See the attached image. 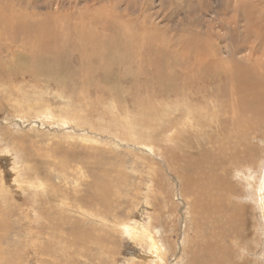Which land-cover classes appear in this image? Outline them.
<instances>
[{
  "label": "rangeland",
  "instance_id": "1",
  "mask_svg": "<svg viewBox=\"0 0 264 264\" xmlns=\"http://www.w3.org/2000/svg\"><path fill=\"white\" fill-rule=\"evenodd\" d=\"M20 66L31 74L12 79ZM259 88L264 0H0V264H202L221 241L227 264H264V107H232ZM177 100L207 126L188 125ZM242 151L261 175L255 207L248 171L229 170ZM213 188L223 205L197 227ZM140 225L162 255L130 235Z\"/></svg>",
  "mask_w": 264,
  "mask_h": 264
},
{
  "label": "bare ground",
  "instance_id": "2",
  "mask_svg": "<svg viewBox=\"0 0 264 264\" xmlns=\"http://www.w3.org/2000/svg\"><path fill=\"white\" fill-rule=\"evenodd\" d=\"M116 10V9H115ZM119 12V11H118ZM95 19V18H94ZM105 19V18H104ZM108 21V20H107ZM22 29H25V28H22ZM27 30V29H26ZM99 30V29H98ZM24 31V30H23ZM20 32V31H19ZM26 32H28V31H26ZM25 32V33H26ZM20 34V33H19ZM23 35V34H22ZM25 35H27V34H25ZM16 36V35H15ZM29 36V35H28ZM104 36H106V35H104ZM31 37V36H30ZM16 38V37H15ZM12 39V38H11ZM20 39V38H19ZM22 39V38H21ZM14 40V39H13ZM16 40V39H15ZM89 40H90V38H89ZM19 41H21V40H19ZM23 41H24V38H23ZM40 42V41H39ZM12 44V43H11ZM15 44V43H14ZM16 45V44H15ZM25 45V44H24ZM34 45V44H33ZM42 45V44H41ZM102 45V44H101ZM23 46V45H22ZM13 48H14V46H13ZM31 48H33V47H31ZM83 49V48H82ZM12 50V49H11ZM14 50V49H13ZM32 50V49H31ZM30 50V51H31ZM102 50V49H101ZM85 51V50H84ZM86 51H87V49H86ZM90 51V50H89ZM91 53L92 52H94L93 50H91L90 51ZM89 52V53H90ZM94 54H95V52H94ZM90 55V54H89ZM30 57V56H29ZM89 57V56H88ZM94 57V56H93ZM28 58V57H27ZM49 58V57H48ZM92 57H90L89 58V60L91 59ZM95 58H96V56H95ZM161 58V57H160ZM41 59V58H40ZM39 58L37 59V60H40ZM159 59V58H158ZM158 59L155 61V71H156V73H158L159 75H157L158 76V78L157 79H159L160 81H161V83L163 84V83H166V78L163 76V74H164V70H162L161 71V66L163 65V63H161V65H160V63H158ZM100 60V59H99ZM31 61H34L33 59H31ZM87 61H88V59H87ZM35 62V61H34ZM175 62V61H174ZM28 63V62H27ZM36 63V62H35ZM42 63V62H41ZM34 64V63H33ZM49 64V63H48ZM48 64H46L47 66H49ZM82 64V63H81ZM135 64H137V63H135ZM32 65V64H31ZM39 65V64H38ZM40 65H42V64H40ZM146 65V64H145ZM27 66H30V64L29 65H27ZM27 66H24L23 68H24V70H26L27 69V71H25V74H28V75H30L31 74V72H29L28 71V69L30 68H26ZM160 66V67H159ZM21 67L22 66H20L19 68H18V72H16V73H14V74H12L11 75V78L13 79V77L15 76V75H19L21 72H24V70L22 71V69H21ZM35 67V66H34ZM43 67H45V66H43ZM62 67V66H61ZM130 67H132V66H130ZM129 67V68H130ZM142 67V66H141ZM194 67V66H193ZM234 67V66H233ZM237 66H235L234 68H236ZM26 68V69H25ZM37 68V67H36ZM45 69H48V68H46L45 67ZM50 69H52L51 67H50ZM133 69V68H132ZM30 70V69H29ZM36 70V69H35ZM35 70H33L32 72H35ZM191 70V69H190ZM31 71V70H30ZM42 71V70H41ZM53 71V70H52ZM188 71V70H187ZM36 73V72H35ZM53 73V72H52ZM56 73V72H55ZM205 73V72H204ZM24 74V73H23ZM22 74V75H23ZM51 74V73H50ZM49 74V75H50ZM192 74V73H191ZM47 75V74H46ZM53 75V74H52ZM55 75V74H54ZM179 75V74H178ZM36 76H38L37 74H34L33 75V77L34 78H36ZM201 76H202V74H201ZM203 76H206V75H204L203 74ZM15 77H17V76H15ZM43 77V76H42ZM58 77V76H57ZM182 77H184V76H182ZM55 78V77H54ZM169 78V77H168ZM11 79V80H12ZM17 79V78H16ZM42 79H44V78H42ZM15 80V79H14ZM22 80H24V79H22ZM44 80H46L47 82H51V79H50V77H48V76H46L45 77V79ZM58 80V79H57ZM230 80H234L235 82H234V85H235V87L236 86H239L240 87V85H241V83H242V87L243 88H247L248 90H249V86L247 85V81H244L243 79H240V78H230ZM106 82H107V80H105ZM111 81H112V79H111ZM110 81V82H111ZM16 82V81H15ZM58 87H59V82H57V81H55L54 82ZM113 86H115L116 84H115V82L113 81ZM16 84V83H15ZM118 86V85H117ZM246 86V87H245ZM234 87V86H233ZM235 87H234V90H235ZM88 89V88H87ZM246 89V90H247ZM239 90V89H238ZM245 90V91H246ZM72 92V91H71ZM239 92V91H238ZM238 92H235V94L237 93L238 94ZM248 92V91H247ZM239 93H241V92H239ZM246 93V92H245ZM237 94H236V102H235V104H234V106H232L235 110H236V115H234L235 117L237 116V113L238 112H240L241 113V115H246V114H255V113H257V114H261L260 112H258V110H259V107H264V97L261 95V94H264V90H261V88H259V89H255L253 92H252V94L250 93V96L248 97L247 96V94H246V98H249L250 99V104L248 103V101H247V99L245 100V99H243L241 96H243V95H239V97L237 96ZM20 95V94H19ZM139 95V94H138ZM20 97H22L21 95H20ZM244 97V96H243ZM245 98V97H244ZM27 99V98H26ZM231 100V99H230ZM35 101H37V100H35ZM31 102V101H30ZM30 102H27V104L25 105V107L28 109V110H31V109H33L34 108V106L30 103ZM231 103V102H230ZM176 110H178V109H183V112H182V114L184 115V117H185V119H186V121L185 122H187L188 123V125H194V126H197V124L199 123L201 126H207V124H205V123H200V121H199V119L206 113L205 111H198L197 109H194V108H192V107H190L189 106V103L188 102H186V101H178L177 100V102H176ZM232 105V104H231ZM173 107V106H172ZM229 107V106H228ZM230 108H231V106H230ZM171 109H173V108H171ZM170 109V110H171ZM260 109H262V108H260ZM264 109V108H263ZM50 110V109H49ZM260 111H262V110H260ZM82 113V112H81ZM261 116H264V112H263V114L261 115ZM142 118V117H141ZM180 118V117H179ZM183 118V117H182ZM181 119V118H180ZM179 119V120H180ZM184 120V119H183ZM262 120V119H261ZM197 121V122H196ZM246 121V120H245ZM177 122H178V119H177ZM240 122H242V121H239L238 123H240ZM178 123H181V122H178ZM176 124V123H175ZM174 124V125H175ZM180 125V124H179ZM184 125H185V123H184ZM186 126V125H185ZM199 126V125H198ZM209 126H211V125H208V128H210ZM213 127V126H212ZM131 128V127H130ZM130 128H129V130H130ZM185 128H187V127H185ZM214 128V127H213ZM80 129H83V128H80ZM177 129H178V127H177ZM180 129V128H179ZM179 129H178V131H179ZM189 129V128H188ZM195 129V128H194ZM193 129V130H194ZM215 129V128H214ZM175 130V129H174ZM86 131H88V130H86ZM144 130H142V128H140V131L139 132H143ZM181 131V130H180ZM179 131V132H180ZM185 131H186V129H185ZM188 131V130H187ZM195 131V130H194ZM199 131V130H198ZM201 131V130H200ZM81 132H83V131H81ZM177 132V130L174 132V134H177L176 133ZM215 132V131H214ZM213 132V133H214ZM172 133V132H171ZM186 133V132H185ZM201 133H204V132H202L201 131ZM201 133H199V134H201ZM206 133V132H205ZM180 133H178L177 134V136L179 135ZM181 134H183V132L181 133ZM181 134L179 135V136H181ZM194 134V133H193ZM197 134V133H196ZM217 134V133H216ZM216 134H214V135H216ZM219 134V133H218ZM95 135V134H94ZM237 135V134H236ZM191 136V135H190ZM197 136V135H196ZM200 135H198V137H199ZM217 136V135H216ZM231 136V135H230ZM255 136V135H254ZM116 137V136H115ZM118 138H119V136H117ZM175 137H176V135H175ZM192 137H193V135H192ZM190 138V137H186V138H190V139H193V138ZM197 137V138H198ZM217 137H219V136H217ZM235 137V136H234ZM253 137V136H252ZM256 137V136H255ZM254 137V138H255ZM177 138H179V137H177ZM177 138H175V140L177 139ZM182 138L183 137H181V140L180 141H183L182 143L184 144V141L185 140H182ZM185 138V139H186ZM199 138H201V136L199 137ZM204 138V137H203ZM232 138V137H231ZM261 138V137H260ZM173 139H174V137H173ZM190 139H188L189 141H193V140H190ZM194 140H196V138L194 139ZM262 140V139H261ZM179 141V142H180ZM199 140H196V142H198ZM195 142V143H196ZM202 142V141H201ZM203 142H204V140H203ZM232 142V141H231ZM230 142V143H231ZM125 143H127V142H125ZM156 143V142H155ZM170 143V142H169ZM186 143H187V139H186ZM233 143V142H232ZM234 143H237V142H234ZM263 143H264V141H263ZM128 144V143H127ZM171 144V143H170ZM183 144H182V147L181 148H183V147H185V146H183ZM193 143H191V145H192ZM141 144H139V146H140ZM197 145H200L199 144V142L197 143ZM237 145V144H236ZM239 145H240V143H239ZM192 146H194V145H192ZM235 146V145H234ZM115 147V146H114ZM172 147V146H171ZM178 147V146H177ZM195 147H196V145H195ZM174 148V147H173ZM151 149H153V148H151ZM187 149V148H186ZM194 150H196V149H194ZM263 150V149H262ZM103 151V150H102ZM154 151V150H153ZM264 151V150H263ZM183 152H184V150H183ZM193 152V151H192ZM239 151H234V153H238ZM153 153V152H152ZM241 153V152H240ZM75 154H76V152H75ZM186 154V153H185ZM252 155V153H250L249 152V155ZM188 155V154H187ZM170 156V155H169ZM76 157V156H75ZM264 157V156H263ZM262 157V158H263ZM72 158V157H71ZM226 158V157H225ZM237 159V160H236ZM245 159H248V157L245 155V153L242 151V153H241V155H238V157L236 156V157H232V159H231V163H230V165H231V167H230V172H235L236 174H238L239 172H237V169H235V168H238V166L240 165V167H241V165H243L245 168L242 170V171H248L247 173H244V174H241V175H244L245 177H247V182H245V184H246V188L250 191V195L248 196V198L249 199H251L250 201H253L254 202V204H252L251 203V205L253 206V207H255V206H257L258 205V200H259V194H258V191H259V189H260V186L262 185V182H261V175H260V178H258L257 177V173H255V170H254V173L252 172V169H247L249 166H250V162L249 163H247V162H245ZM251 159V158H250ZM250 159H248V160H250ZM102 160V159H101ZM225 160V159H224ZM252 161V160H251ZM254 161V160H253ZM252 161V162H253ZM258 161V160H257ZM260 161H261V159H260ZM99 162V161H98ZM235 162V163H234ZM237 162H240L239 164H237ZM255 162V161H254ZM259 162V161H258ZM180 163V162H179ZM176 164V163H175ZM193 164H195V163H193ZM99 165H100V163H99ZM249 165V166H248ZM254 165H256V162H255V164ZM101 166V165H100ZM99 166V167H100ZM200 166V165H199ZM29 168V167H28ZM195 168H196V166H195ZM201 168V167H200ZM75 169V168H74ZM188 169V168H187ZM190 169V168H189ZM192 169H194V168H192L191 167V171H192ZM212 169V168H211ZM228 169H227V171H228ZM235 169V170H234ZM195 170V169H194ZM213 170V169H212ZM234 170V171H233ZM37 171V170H36ZM72 171V170H71ZM244 171V172H245ZM34 172H35V170H34ZM179 172V171H178ZM201 172H205V171H201ZM14 173V172H13ZM188 173V172H187ZM193 173V172H192ZM200 173V172H199ZM205 173H207V171L205 172ZM204 173V174H205ZM4 174V173H3ZM26 174V173H25ZM39 174V173H38ZM37 174V175H38ZM188 174H190V173H188ZM188 174H186L187 176H188ZM202 174V173H201ZM200 174V176H202ZM209 174H211V173H209ZM5 175V174H4ZM25 176V175H24ZM178 176V175H177ZM192 176V175H191ZM191 176H189V177H191ZM209 176V175H208ZM12 177H14V174H12ZM194 177V176H193ZM196 177V176H195ZM212 177H213V174H212ZM233 177H235V175H233ZM25 179L27 178V180H28V175H27V177L25 176L24 177ZM176 178V177H175ZM198 178V177H197ZM202 178H203V176H202ZM236 178V177H235ZM180 179V178H179ZM206 179V178H205ZM215 179H217V178H215ZM215 179H214V181H215ZM226 179V178H225ZM192 180H195V179H192ZM9 181H12V180H9ZM29 181L32 183V189H33V192L34 193H32L33 195L34 194H36V193H38V189H36L37 188V184L35 183L36 181H37V178H32V177H30L29 178ZM195 181H198V180H195ZM180 182V181H179ZM182 182V181H181ZM191 182V181H190ZM194 182V181H193ZM206 183H208V181H205ZM216 182V181H215ZM220 182H221V180H220ZM230 182H232V181H230ZM209 183H210V181H209ZM219 183V182H218ZM23 184H25V183H23ZM106 183H104L103 184V190H104V188L106 187V185H105ZM234 184V183H233ZM218 185V184H217ZM223 185V184H222ZM188 186H191V185H188ZM194 186V185H193ZM193 186H191V187H193ZM200 186H201V183H200ZM203 186H204V183H203ZM198 187V186H197ZM219 187V186H218ZM207 188H209L208 187V185H207ZM216 188V187H215ZM196 189V187L195 188H192L191 190H195ZM200 189V188H199ZM220 189H223V188H220ZM219 189V190H220ZM203 190V189H202ZM218 188L217 189H209V197H207V198H204L205 200H207V199H210L208 202H203V203H201V206L198 208V209H196V211H195V216H194V224H196V226L198 227V223H201V221H203L205 218H207V219H209L208 217H206L205 216V214L207 213V212H209L210 211V213H209V215L208 214H206V215H208V216H210V217H215V216H217L218 215V213L220 212H218L217 210V212L216 211H214L213 210V206H214V204H215V200H217V203H218V205L219 206H221V205H223L222 203H223V196H222V193H219L218 191ZM232 190H233V188H232ZM232 190H231V192L230 191H227V190H225V186H224V191H225V193H223V194H225V196L226 195H229V193H230V196L233 194L232 193ZM183 191V190H182ZM214 191V192H213ZM195 192V191H194ZM193 192V193H194ZM107 193V192H106ZM203 193V191L201 192V195H203L202 194ZM204 196H206V195H204ZM203 197V196H202ZM227 197V196H226ZM0 198H2L1 196H0ZM200 198V197H199ZM243 198V197H242ZM260 198H261V196H260ZM89 201V200H88ZM228 201H230V199L228 200ZM186 202V201H185ZM201 202V201H200ZM100 203V205L101 206H107V202L105 201V200H103V201H100V202H98V204ZM181 203H182V201H181ZM187 203V202H186ZM247 203H249V202H247ZM91 204V203H90ZM94 204V203H93ZM185 204V203H184ZM228 204H229V202H228ZM189 204L187 203V209H188V206ZM176 207V206H175ZM227 207V206H226ZM185 208V207H184ZM191 208L193 209V206L191 205ZM229 209H230V207H228ZM228 208H227V211H228ZM233 208V207H232ZM93 209V208H92ZM191 209V210H192ZM221 209V208H220ZM234 209L235 208H233V212H234ZM94 210H96V209H94ZM195 210V209H194ZM193 210V211H194ZM222 210V209H221ZM226 211V210H225ZM226 211V212H227ZM231 211V210H230ZM230 211H228V212H230ZM87 212V211H86ZM96 212H98V211H96ZM181 212V211H180ZM206 212V213H205ZM99 213V212H98ZM180 214V213H179ZM236 214V213H235ZM99 216V215H98ZM261 217H262V220H263V222H264V213H262V215H261ZM103 218V217H102ZM229 218V217H228ZM103 220V219H102ZM193 222V221H192ZM192 222H190V223H192ZM188 223H189V221H188ZM143 224V223H142ZM146 224V223H145ZM100 225V224H99ZM100 226H102V225H100ZM99 226V227H100ZM147 226V225H146ZM146 226H144V227H146ZM192 226V225H191ZM190 226V227H191ZM142 227V225H140V226H138V227H133V230H129V233H130V235H132V236H134V237H136L137 239H138V241L139 240H141V241H143V242H145V244H147L146 245V247H148V250L149 251H153V252H157V254H158V256L159 255H162V252H163V250H162V245L160 244V242H158V235H156V233H152V231L150 232V229L151 228H141ZM151 227V226H150ZM212 227L213 228H211V230H215L214 228H216V226L215 225H213L212 224ZM153 229V228H152ZM198 230V229H197ZM197 230H195V232H198ZM231 231V230H230ZM193 232V231H192ZM217 232V231H216ZM219 232V231H218ZM198 237V236H197ZM201 238H202V236H201ZM145 241H144V240ZM189 242H191L192 244H193V242H194V240H196V235H195V233H192V234H190V236H189ZM208 241V240H207ZM134 242V241H133ZM181 242H183V240L181 241ZM184 243V242H183ZM188 242H186L185 244H187ZM197 244H198V242H197ZM138 245V244H137ZM220 245H221V248H220V250L219 249H215L216 251H213V250H209L208 251V254H207V257L208 258H206V259H204L205 261L202 263V264H208V263H211L210 261H213V263H211V264H227V262H226V260L228 261V258H226V260H225V255L223 254V252H224V243L221 241V243H220ZM200 246V245H199ZM183 247V246H182ZM181 247V248H182ZM191 247H193V246H191ZM139 248V247H138ZM189 248V247H188ZM194 248V247H193ZM176 249V248H175ZM179 249V248H178ZM191 249V248H190ZM205 249V248H204ZM184 250V249H183ZM202 250H203V248H202ZM138 251V250H137ZM139 251H141V250H139ZM179 256H181L180 254H181V249H179ZM190 252V251H189ZM194 252H195V250H194ZM193 252V253H194ZM198 252V251H197ZM165 253V252H164ZM204 254H206V251L205 252H203ZM135 254V253H134ZM133 254V255H134ZM140 254V253H139ZM166 254V253H165ZM183 254L185 255L186 253H183V251H182V256H183ZM136 255H138V254H136ZM135 255V256H136ZM141 255V254H140ZM158 256H156V257H158ZM187 256V255H186ZM229 256V255H228ZM227 256V257H228ZM151 258V257H150ZM159 259H157V261L159 260L160 261V264H163V260H162V258H160V256L158 257ZM176 258V257H175ZM192 258V257H191ZM153 260H154V258H153ZM180 260V259H179ZM139 261V260H138ZM167 261V260H166ZM137 262V261H136ZM147 262V261H146ZM234 263V262H233ZM136 264V263H135ZM145 264V263H144ZM157 264V263H156ZM169 264H171V263H169Z\"/></svg>",
  "mask_w": 264,
  "mask_h": 264
}]
</instances>
